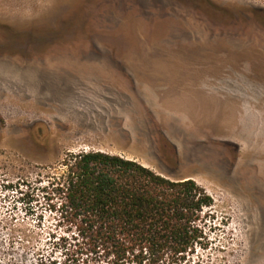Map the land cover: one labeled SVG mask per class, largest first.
Here are the masks:
<instances>
[{
	"label": "rangeland",
	"instance_id": "1",
	"mask_svg": "<svg viewBox=\"0 0 264 264\" xmlns=\"http://www.w3.org/2000/svg\"><path fill=\"white\" fill-rule=\"evenodd\" d=\"M82 150L213 195L181 264H264V0H0V264L65 262L10 185Z\"/></svg>",
	"mask_w": 264,
	"mask_h": 264
},
{
	"label": "trees",
	"instance_id": "2",
	"mask_svg": "<svg viewBox=\"0 0 264 264\" xmlns=\"http://www.w3.org/2000/svg\"><path fill=\"white\" fill-rule=\"evenodd\" d=\"M10 187L38 226L49 211V242L67 249L63 264H181L212 243L215 199L205 187L120 154L68 152L45 174ZM32 233L24 228L27 243Z\"/></svg>",
	"mask_w": 264,
	"mask_h": 264
}]
</instances>
